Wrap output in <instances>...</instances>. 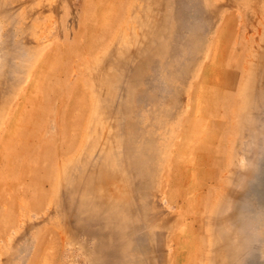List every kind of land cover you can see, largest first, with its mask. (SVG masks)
<instances>
[{"label":"rangeland","instance_id":"obj_1","mask_svg":"<svg viewBox=\"0 0 264 264\" xmlns=\"http://www.w3.org/2000/svg\"><path fill=\"white\" fill-rule=\"evenodd\" d=\"M0 264H264V0H0Z\"/></svg>","mask_w":264,"mask_h":264}]
</instances>
